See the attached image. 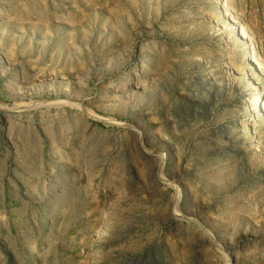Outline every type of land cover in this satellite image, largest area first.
Here are the masks:
<instances>
[{"label":"rangeland","instance_id":"obj_1","mask_svg":"<svg viewBox=\"0 0 264 264\" xmlns=\"http://www.w3.org/2000/svg\"><path fill=\"white\" fill-rule=\"evenodd\" d=\"M255 95L264 0H0V264H264Z\"/></svg>","mask_w":264,"mask_h":264},{"label":"bare ground","instance_id":"obj_2","mask_svg":"<svg viewBox=\"0 0 264 264\" xmlns=\"http://www.w3.org/2000/svg\"><path fill=\"white\" fill-rule=\"evenodd\" d=\"M244 50H245V51H248V50H249V52H250V47H248L247 45H245ZM255 66H256V65H255ZM255 96H256V95H255ZM254 100H255V101L257 100V102H258L257 108H262V107H264V97L261 98L260 96H256V97L254 98Z\"/></svg>","mask_w":264,"mask_h":264},{"label":"built area","instance_id":"obj_3","mask_svg":"<svg viewBox=\"0 0 264 264\" xmlns=\"http://www.w3.org/2000/svg\"><path fill=\"white\" fill-rule=\"evenodd\" d=\"M241 38H242V40H246L248 38L247 33H242Z\"/></svg>","mask_w":264,"mask_h":264}]
</instances>
